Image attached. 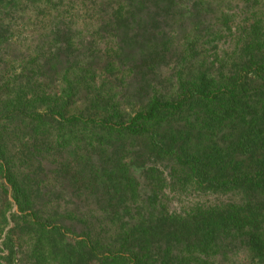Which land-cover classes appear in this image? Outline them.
<instances>
[{
    "label": "trees",
    "instance_id": "16d2710c",
    "mask_svg": "<svg viewBox=\"0 0 264 264\" xmlns=\"http://www.w3.org/2000/svg\"><path fill=\"white\" fill-rule=\"evenodd\" d=\"M52 6L53 0H0V32L15 15ZM184 9L202 26L214 2L119 0L116 18L103 23L123 30L119 60L57 50L26 85H0V200L19 209L7 239L12 251L16 234L28 232L38 244L54 245L61 264H237L229 244L240 242L250 251L240 264H264V36L254 28L231 57L196 59L191 42L181 49L176 36L156 27ZM130 31L136 37L129 40ZM164 63L173 66L167 71ZM147 157L169 168L174 189L230 195V203L180 215L163 210L157 222L155 203L133 214L123 206L138 195L131 166ZM43 158L75 159V166H61L74 183L63 192L94 205L67 208L60 197L30 187L19 160ZM152 194L157 201L158 189Z\"/></svg>",
    "mask_w": 264,
    "mask_h": 264
},
{
    "label": "rangeland",
    "instance_id": "374dc122",
    "mask_svg": "<svg viewBox=\"0 0 264 264\" xmlns=\"http://www.w3.org/2000/svg\"><path fill=\"white\" fill-rule=\"evenodd\" d=\"M118 1L53 0L51 8H45L36 14L29 11L15 15L11 19L9 28L0 32V36L4 39L0 44V85H7L12 91L26 85L35 75L34 69L37 68V64L49 58L57 50L61 53L71 52L73 55L89 53L101 61H107L110 55L113 56V60H119V49L124 42L123 30L112 32L111 28L107 29L103 26L104 22L116 18L112 8ZM213 2V11L207 16H202L204 22L202 26L195 25L199 17L193 18L190 11L184 9L160 18L156 27L163 28L176 36V45L181 49L188 41L191 42L196 59L206 58L213 63L231 57L232 53L242 49L254 28L259 35L264 36V0H213ZM102 3L105 4V8L102 7ZM142 19L144 27L148 17ZM130 22L131 26L128 29L134 26L135 19ZM118 34L119 39L116 36ZM134 35L135 32L130 31L128 39H134L136 37ZM55 37L58 39L69 37L72 39L71 45L60 40L58 43ZM171 66L173 63H164V69L166 68L167 71ZM218 136L219 141L224 144L226 132L219 133ZM18 142V137H12V143L18 144ZM19 161L18 173L30 171L26 180L34 190H42L44 195L53 194L60 197L58 204L67 208L94 205L85 202L83 197L69 198L63 192L71 191L74 183L69 182V176L61 175V166L69 167L71 164L73 167L75 159L71 158L67 161L43 158L39 163L36 160L20 159ZM79 162L84 163L80 160ZM131 170L135 171L139 180L136 189L138 195H130L129 199L133 200L127 201L123 206L131 207L133 214H136L137 209L146 205L153 206L155 203L154 212L152 213L151 210V218L156 222L161 219L160 212L163 210L169 215H180L190 213L196 207L210 208L221 203H230L232 199L230 195L206 193L193 189L192 186L182 190L174 189L171 185L169 168L163 164L154 165L148 157L136 161L134 167L131 166ZM120 181L121 178H114L116 183L111 185L114 186ZM156 189H158V200L154 201L152 191ZM129 193L134 194V190L130 188ZM2 203L5 204L0 200V216L5 215L7 220H0V264H61V259H53L56 254L54 245L47 242L38 244L36 240L38 238L28 232L23 233L24 238L16 234L14 251L8 248L9 233L16 225V220H11V216L19 213V209L16 204L12 207H7L5 204L4 207ZM44 204L53 205L50 201ZM245 246L240 242L229 244L230 252L238 255L234 257V261H238L237 264L244 261V255L250 256V251ZM224 264H234V262H224Z\"/></svg>",
    "mask_w": 264,
    "mask_h": 264
}]
</instances>
